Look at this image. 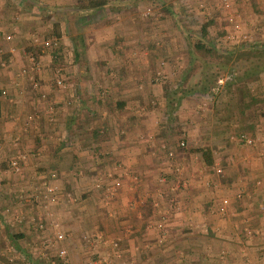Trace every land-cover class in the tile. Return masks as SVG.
Masks as SVG:
<instances>
[{
  "label": "crops",
  "instance_id": "crops-1",
  "mask_svg": "<svg viewBox=\"0 0 264 264\" xmlns=\"http://www.w3.org/2000/svg\"><path fill=\"white\" fill-rule=\"evenodd\" d=\"M143 3L0 0V264H64L41 244L52 226L31 220L44 214L32 194L51 169L61 191L49 207L66 264H264V108L253 119L264 67L229 69L233 83L220 89L174 87L191 65V44L182 60L169 36L159 39L165 10L145 15ZM233 3L253 39L239 45L264 46V0ZM53 36L56 56L43 44ZM17 143L30 153L20 172L8 164ZM109 171L121 183L106 197L96 182Z\"/></svg>",
  "mask_w": 264,
  "mask_h": 264
},
{
  "label": "rangeland",
  "instance_id": "rangeland-1",
  "mask_svg": "<svg viewBox=\"0 0 264 264\" xmlns=\"http://www.w3.org/2000/svg\"><path fill=\"white\" fill-rule=\"evenodd\" d=\"M143 4L144 5H142V6L139 5L140 8L143 10L148 9L150 15L153 14L155 16V14H157L158 12H163L164 10H162L163 8L161 7L162 4L170 7L172 10L177 12V14H181V16L179 17L180 21H178V22H181L180 25H177L174 18L171 15L167 14V11H164V12H166L165 15L161 14V16H163L162 17L163 18V20H162L163 24L167 25L168 27L164 28V32L166 34H161L159 36V39L161 38L160 41L162 42V41H164V36H169L170 43L177 45V48H178L177 54L180 55V58L182 60H183V57L184 56L186 57V55H187V52L185 53V48H186L185 45H187L189 40H192V41L196 40L195 37L201 38V40H203L205 43L214 44L219 50L238 49L239 46L242 47V45H239V44L245 43V42L235 43L234 41H232L231 38L226 37L227 33L231 29L230 21L228 19L229 12L224 10L222 8V6L219 5V4H221L220 0H146V3H143ZM232 12L235 13V10L232 9ZM155 17H157V15ZM238 18L243 23V31H246V30H244V28H246V26L248 24L246 25V22H245V20H243L242 16H239ZM159 19H161V17L156 18V20H158V21H159ZM249 23H250V21H249ZM155 24L156 23H154V25ZM204 24H206V28H203ZM176 25H177V27H176ZM174 29H175V32H174L175 35H173V34L170 35L169 33H167V32L173 31ZM184 30L186 32L188 30L189 32L187 34H184V32H183ZM251 30H253V29H251ZM157 33L158 32L156 30L155 34H157ZM152 35H153V33H152ZM256 40H259V39L256 38ZM248 42L252 43L253 39L248 38ZM257 43H259V41ZM254 44H255V42H254ZM247 45H250V44H247ZM213 53L214 52H211L210 54H208L204 57L208 61L207 65H208V70H210V72H213L215 70L214 64H217L220 62V59H219L220 57H218V55H216V53L215 54H213ZM183 54H184V56H183ZM200 57L202 58L203 56H200ZM202 61L203 60H198L195 63L194 68L191 70V72L189 71L190 69L188 67V73L190 72V74H188L187 77H184L182 81H180V80L171 81V83L173 82L172 85H174V87L175 86L179 87V85H181V87L184 89L193 88L194 85H195L194 88L201 87V86H198V83L197 84H195V83L197 82V80L199 81V79L201 78ZM212 61H213V64H211ZM184 67H185V65H184ZM229 69H231L230 66H227V65L224 66V68L219 72L218 76H221L227 72H230L231 70H229ZM235 70H236V68H235ZM185 73H187V72H185ZM216 80L217 79H215L213 82H211V84L208 86L207 90H209L210 88H214V89L219 88V87L221 88L222 84L216 85ZM231 82L233 83V81H231ZM261 99L264 100V97H262ZM256 105H257V112H256V110L253 111V113H254L253 119H257L259 117L260 113L263 111L262 109L264 108L263 102H260ZM56 200H57V198L55 199L54 202H56Z\"/></svg>",
  "mask_w": 264,
  "mask_h": 264
},
{
  "label": "built area",
  "instance_id": "built-area-1",
  "mask_svg": "<svg viewBox=\"0 0 264 264\" xmlns=\"http://www.w3.org/2000/svg\"><path fill=\"white\" fill-rule=\"evenodd\" d=\"M221 6L224 10L229 12L228 19L230 21V27L231 29L227 33L226 37L231 38L232 41L235 43H241V42H248V38H250V34L246 31H243V23L238 18L239 15L235 12H232L233 8V0H220ZM144 14H149V10H144ZM11 35H6V38H10ZM43 44L45 46H48L52 52L53 55L56 56L59 54L58 48H59V42L58 38L56 36H53L51 38L43 40ZM55 73V83L64 86L63 78L61 76L60 68H56L54 70ZM235 73L232 71L227 72L221 76L217 77L216 85H223L227 81H231L233 79V75ZM215 87V86H214ZM2 94H6V90H1ZM236 134H231V138L236 137ZM241 138H243L245 141L251 143L253 142V138L245 135L242 133ZM17 139V138H16ZM178 145L179 146H185L186 145V139L185 137H181L178 139ZM162 147L169 159L174 158L175 156V146L167 144V142L162 143ZM30 153L22 148L18 143L16 145V152L12 158L9 159L8 164L9 167L13 171L20 172L23 170L24 166L28 163ZM214 170L217 173H221L223 168L220 164H215ZM113 176V172L109 171L106 176L99 177L97 179L96 185L99 187H104V194L106 197H110L115 190L117 189V186L120 185V180H113L109 181L108 178H111ZM106 178V181H105ZM135 178V177H134ZM160 181H164L165 177L161 176L159 178ZM171 189L175 188V185L170 186ZM61 191V186L58 182V173L56 170H50L47 173H45L43 176H41L40 183L35 186V192L32 194L35 198V200H43V207H44V214L38 218H31L32 221L35 222V225L40 230H45L47 227L52 226L53 233L51 237H48L44 241H42V245L46 248L55 247L57 249V254L60 256L62 262L66 264L68 262L67 259V250L64 246L60 245V242L64 239L65 234L63 230L59 227L57 220H54L52 218V211L50 210V205L55 201L57 198L58 192ZM158 195L161 196L162 192L158 191ZM158 200H154L153 204L156 209V211L159 213V219L157 221V226L159 231L162 234V237H165V228H164V220L166 218L165 213L162 212V209L159 208ZM229 204V198L223 197L221 201L217 204V209L219 212H224L226 209V206ZM23 216L22 215H16L15 218L17 220H21ZM51 218V219H49ZM205 227V225H204ZM89 237L87 234L83 236ZM115 244V242H112ZM44 253V252H43ZM42 253V254H43ZM104 261V260H103ZM106 262V260H105Z\"/></svg>",
  "mask_w": 264,
  "mask_h": 264
},
{
  "label": "trees",
  "instance_id": "trees-1",
  "mask_svg": "<svg viewBox=\"0 0 264 264\" xmlns=\"http://www.w3.org/2000/svg\"><path fill=\"white\" fill-rule=\"evenodd\" d=\"M87 1H88V5L92 7L99 6L107 2V0H87ZM161 7L163 8V10L167 12L168 10L169 12L171 11L168 6L162 4ZM203 28H206V24L203 25ZM195 38L196 40L189 41L193 50V53H191V65L189 67L190 69L189 71L191 72V70L194 68L195 63L198 60H203L201 64L202 65L201 78L199 79V81L197 80V82L195 83V84L198 83V86H201V88H203L202 90L207 89L208 86L211 84V82L217 79L219 72L226 65L230 66L231 69L236 68V70L238 71L240 69L242 71L246 70L245 72L248 71L255 72L261 67H264V46L254 47L251 45H242V47L239 46L238 49L219 50L214 44L205 43L199 37H195ZM211 52H214L213 54L216 53V55L220 57L219 58L220 62L214 64L215 70L213 72H210V70H208V65H207L208 61L204 58L206 55L210 54ZM199 55L203 57L201 58ZM246 61L249 62V67L247 66ZM211 64H213V61ZM190 72L189 73L187 72L185 77H187L188 74H190ZM207 152H208L207 150L204 151L206 160L210 162Z\"/></svg>",
  "mask_w": 264,
  "mask_h": 264
}]
</instances>
